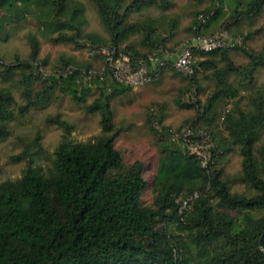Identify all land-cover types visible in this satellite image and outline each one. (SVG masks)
<instances>
[{"label": "trees", "instance_id": "trees-1", "mask_svg": "<svg viewBox=\"0 0 264 264\" xmlns=\"http://www.w3.org/2000/svg\"><path fill=\"white\" fill-rule=\"evenodd\" d=\"M89 1L95 7L105 39L84 31V8L75 0H0V23L15 26L31 16L41 37L52 43L71 44L75 49L124 48L144 58L160 45L155 34L157 22L147 19L128 25L129 15L151 6L166 11L173 5L170 0ZM233 1L236 6L226 17L233 21L240 16L252 19L264 4V0H251L244 5ZM215 3L211 0L200 15L216 20L221 7ZM241 5L245 6L244 15L237 11ZM195 23L192 20L191 24ZM166 26L167 30L173 29L176 21L170 19ZM193 33L197 35L198 29ZM132 34L143 36L142 41L149 46L147 54L139 53L126 42ZM27 42V60L15 57L10 64L0 60L1 81L7 82L14 72L19 73L17 85L23 103L18 114L46 106L58 85H63L73 101L82 106L87 89L76 83L79 72L72 71L65 77L40 76L33 67L37 40L28 35ZM240 50L249 61V67L243 69L246 77L251 76L254 67H264V46L256 55ZM227 51L230 49L207 54L193 51L195 71L184 77L188 88L183 103H177L183 109H193L195 119L189 126L202 129L195 127L201 122L221 151L207 170L168 140L169 129L151 125L155 116L146 117L158 155L150 206L140 202L146 186L142 163L134 160L124 164L113 146L119 130L113 125L109 103L130 87L111 81L106 93L108 76L89 81L102 85L98 87L99 96L84 107L99 117V135L91 141L68 139L71 127L58 116L46 117V124L56 126L64 134L52 151L47 170L42 172L34 164V156L41 150L40 137L35 135L10 157L11 162H25L20 176L0 182V264H264V143L257 145L264 130V91L250 94L246 109L235 103L223 113L220 124L225 138L216 140L210 128L220 118L214 104L236 100L238 95V89L228 81L238 67L228 59ZM199 56L202 60H198ZM66 65L63 62L59 71ZM198 69L209 71L212 81V93L204 106L189 99L199 90ZM38 81L40 86L34 90L33 84ZM13 104L10 91L0 88V140L9 136L5 123ZM232 149L240 157L236 181L253 191V196L230 193L221 179V170L216 168L221 157ZM193 192L199 193L198 197L179 215L176 199H185Z\"/></svg>", "mask_w": 264, "mask_h": 264}, {"label": "rangeland", "instance_id": "rangeland-1", "mask_svg": "<svg viewBox=\"0 0 264 264\" xmlns=\"http://www.w3.org/2000/svg\"><path fill=\"white\" fill-rule=\"evenodd\" d=\"M80 2L84 8L86 19L85 32L94 33L103 39L106 34L96 16L94 5L89 0H75ZM172 7L166 11L159 10L156 6L145 7L129 15L126 23L134 25L147 19H154L156 23L157 44L169 49L195 36L194 29H198V35L208 36L220 30H226L230 35H239L244 38L243 50L253 55L261 51L264 46V4L258 15L251 18H243L238 21L227 19L236 6L233 0H215L221 7V14L216 20H210L211 16H205L204 22L197 21V16L208 7L211 0H170ZM251 0H239L241 4H247ZM215 3V5H217ZM237 11L245 14V6ZM210 15V13H209ZM203 16V15H202ZM204 17V16H203ZM15 26H4L0 23V60L10 64L14 58L27 60L29 46L27 36L32 35L38 43V53L33 64H39L42 70L48 74H56L62 67V63L77 69L89 67L98 69L101 66V57L92 58L89 55L91 47L85 46L75 49L71 44L52 43L41 37L33 18ZM174 19L176 26L167 30L166 23ZM195 20V24H191ZM199 25V26H198ZM206 31L211 34H205ZM141 34L128 36L126 42L131 44L134 50L141 54H147L148 44L142 41ZM155 39V36H153ZM124 45H122L123 47ZM235 56L232 57L233 64L238 67L236 74H230L228 81L238 89L236 100H223L214 104V111L221 116L223 110H231L235 103L242 110L247 108V97L256 90L264 91V67L256 66L251 71V76L246 77L243 69L249 67V61L240 49H230ZM42 63V64H41ZM208 72L197 71L196 80L199 90L195 93L193 101H198L200 106L206 104V100L212 93V81L208 78ZM19 73L14 72L13 77L3 82L0 80V88H7L13 96L14 104L10 107L11 116L5 123L9 136L0 140V182L18 178L24 168L25 162H11L10 157L18 154L24 143L29 142L35 135H39L40 152L34 156V164L45 172L49 166L52 151L58 142L63 138L62 131L54 125L46 124V117L58 116L71 127L66 136L74 142H88L99 135L97 112L88 113L84 107L94 101L100 93L97 83H84L87 89L82 106L73 101L70 94L64 91L63 85H58L51 97L50 102L42 108H31L23 115L18 114V107L23 103L20 97V88L17 85ZM248 78H250L248 80ZM41 80V79H40ZM41 81L33 84V89L39 88ZM111 80L106 79V93L109 92ZM79 87V86H78ZM187 80L176 75L167 68L159 78L153 82L140 87H130L127 91L113 98L110 103L112 122L119 134L113 142L114 148L120 153L124 164L137 160L143 165L142 177L146 183L145 189L140 195V202L143 206H150L152 202L151 186L157 164V148L155 140L150 133L146 117L155 116L151 119V125L164 127L174 132L182 127L189 126L195 119L193 109H183L177 103H183L182 97L187 90ZM159 122H158V121ZM194 123V122H193ZM195 127L204 129L201 122ZM211 131L216 140L225 138L219 118L211 125ZM264 143V130L261 131L257 145ZM217 169L221 170V179L227 184L229 192L245 197L254 195L248 187L239 184L236 179L240 173V157L236 149L223 155L218 161Z\"/></svg>", "mask_w": 264, "mask_h": 264}, {"label": "built area", "instance_id": "built-area-1", "mask_svg": "<svg viewBox=\"0 0 264 264\" xmlns=\"http://www.w3.org/2000/svg\"><path fill=\"white\" fill-rule=\"evenodd\" d=\"M205 18L198 15L197 21L202 23ZM243 45V37L230 35L226 30H220L208 36L197 34L171 49L157 45L144 58L136 57L124 48L100 47L89 51L92 58L101 57V66L98 69H76L66 66L56 74L65 77L72 71H78L79 77L76 81L78 85L88 83L94 78L102 80L106 75L115 84L140 87L155 82L166 68H170L172 72L183 78L192 76L195 71L193 51L207 54L221 49H241ZM33 67L40 76H47L48 73L44 72L39 65L33 64ZM194 96L193 92L189 99L193 100ZM225 111L223 110V113ZM223 113L219 118L220 122L223 119ZM168 140L176 143L186 155L197 160L199 167L204 170H207L221 153L209 133L203 129L185 126L178 131L170 132ZM198 195L199 193L193 192L185 199H176L179 215L188 210V203Z\"/></svg>", "mask_w": 264, "mask_h": 264}, {"label": "crops", "instance_id": "crops-1", "mask_svg": "<svg viewBox=\"0 0 264 264\" xmlns=\"http://www.w3.org/2000/svg\"><path fill=\"white\" fill-rule=\"evenodd\" d=\"M205 34L208 35V34H211V32L206 31ZM234 56H235V53H234V52L227 51V57H228V59H229L232 63H233V61H232L231 58L234 57ZM197 57H198V56H197ZM197 57H196V58H197ZM202 58H203L202 56H199L198 60H202ZM217 65L220 66V64H217ZM166 69H167V68H166ZM169 69H170V68H169ZM196 70H197V67H196ZM164 71H165V69L162 71V74H163ZM198 71H200V72H202V71H203V72H208V73H206V74H208V78L210 79V77H209V74H210L209 71H207V70H201V69H200V70L198 69ZM197 83H198V82H197ZM227 101H229V100H227Z\"/></svg>", "mask_w": 264, "mask_h": 264}]
</instances>
